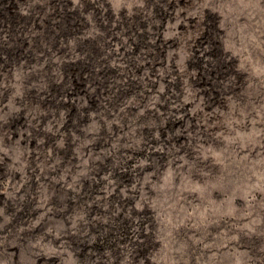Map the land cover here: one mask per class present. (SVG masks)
<instances>
[{
  "label": "rangeland",
  "instance_id": "obj_1",
  "mask_svg": "<svg viewBox=\"0 0 264 264\" xmlns=\"http://www.w3.org/2000/svg\"><path fill=\"white\" fill-rule=\"evenodd\" d=\"M0 264H264V0H0Z\"/></svg>",
  "mask_w": 264,
  "mask_h": 264
}]
</instances>
